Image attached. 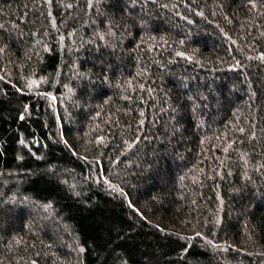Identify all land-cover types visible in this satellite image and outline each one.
<instances>
[{"label": "trees", "instance_id": "obj_1", "mask_svg": "<svg viewBox=\"0 0 264 264\" xmlns=\"http://www.w3.org/2000/svg\"><path fill=\"white\" fill-rule=\"evenodd\" d=\"M0 264H264V0H0Z\"/></svg>", "mask_w": 264, "mask_h": 264}]
</instances>
